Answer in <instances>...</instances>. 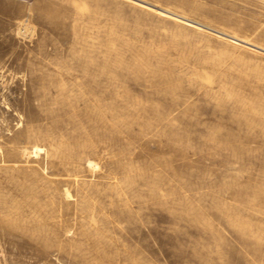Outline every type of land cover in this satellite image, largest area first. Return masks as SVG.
<instances>
[{
  "label": "rangeland",
  "instance_id": "374dc122",
  "mask_svg": "<svg viewBox=\"0 0 264 264\" xmlns=\"http://www.w3.org/2000/svg\"><path fill=\"white\" fill-rule=\"evenodd\" d=\"M0 264H264V0H0Z\"/></svg>",
  "mask_w": 264,
  "mask_h": 264
},
{
  "label": "bare ground",
  "instance_id": "6f19581e",
  "mask_svg": "<svg viewBox=\"0 0 264 264\" xmlns=\"http://www.w3.org/2000/svg\"><path fill=\"white\" fill-rule=\"evenodd\" d=\"M40 151H42V148H41V147H35L34 150H33V155H37ZM30 154H31V153H30ZM89 165H90L91 167H95V168H96V164L93 163L92 161L89 162ZM66 193H67V192H66ZM67 194H68V196H70L69 193H67Z\"/></svg>",
  "mask_w": 264,
  "mask_h": 264
}]
</instances>
